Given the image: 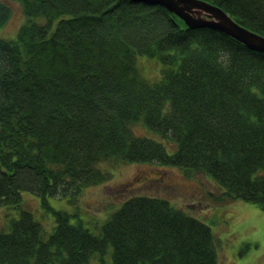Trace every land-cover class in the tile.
Returning <instances> with one entry per match:
<instances>
[{
  "label": "trees",
  "instance_id": "trees-1",
  "mask_svg": "<svg viewBox=\"0 0 264 264\" xmlns=\"http://www.w3.org/2000/svg\"><path fill=\"white\" fill-rule=\"evenodd\" d=\"M25 21L0 38V264H218L210 227L149 195L126 198L97 234L48 205L107 180L101 162H154L209 174L219 199L264 210V54L159 5L130 0H16ZM264 36V0H204ZM0 0V25L9 16ZM137 55L159 61L150 82ZM140 122L168 141L138 135ZM54 217L44 236L21 192Z\"/></svg>",
  "mask_w": 264,
  "mask_h": 264
},
{
  "label": "rangeland",
  "instance_id": "rangeland-1",
  "mask_svg": "<svg viewBox=\"0 0 264 264\" xmlns=\"http://www.w3.org/2000/svg\"><path fill=\"white\" fill-rule=\"evenodd\" d=\"M6 2L9 16L0 25V38L12 39L25 21L20 3ZM141 77L153 82L160 76L159 61L154 57L137 55L136 64ZM132 130L147 137L154 136L171 152L172 145L158 137L142 123L132 124ZM153 138V137H152ZM99 166L111 172L98 184L84 186L73 202L69 196H49L48 205L71 214V222L79 223L97 234L102 222L126 198L132 195L161 197L176 208L208 225L218 243V264H264V210L241 199H219L222 189L213 178L203 172L186 174L181 167L154 162H101ZM21 206L28 209L47 236L54 226V217L41 203V198L29 191L21 192ZM17 209L0 205V230H8L10 217ZM111 246L105 252L91 254L84 264H112Z\"/></svg>",
  "mask_w": 264,
  "mask_h": 264
},
{
  "label": "water",
  "instance_id": "water-1",
  "mask_svg": "<svg viewBox=\"0 0 264 264\" xmlns=\"http://www.w3.org/2000/svg\"><path fill=\"white\" fill-rule=\"evenodd\" d=\"M133 3L159 5L180 18L189 28L207 27L223 33L247 49L264 54V36L236 20L219 6L204 0H130Z\"/></svg>",
  "mask_w": 264,
  "mask_h": 264
}]
</instances>
